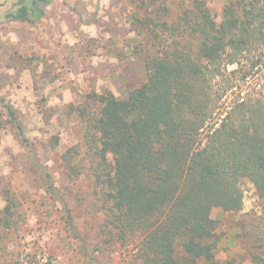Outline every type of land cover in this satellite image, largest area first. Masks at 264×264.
Returning a JSON list of instances; mask_svg holds the SVG:
<instances>
[{"label":"trees","instance_id":"1","mask_svg":"<svg viewBox=\"0 0 264 264\" xmlns=\"http://www.w3.org/2000/svg\"><path fill=\"white\" fill-rule=\"evenodd\" d=\"M53 1L19 0L5 18L35 23ZM135 18L148 37L147 80L125 98L92 92L70 108L84 125L110 240H138L140 264H245L241 256L217 258L212 211L242 210L244 180L264 198V0H228L219 20L205 0L182 7L171 24ZM2 102L55 193L14 109ZM74 150L63 156L71 175ZM17 209L10 199L1 211L0 264ZM251 264H264V255L253 254Z\"/></svg>","mask_w":264,"mask_h":264},{"label":"rangeland","instance_id":"2","mask_svg":"<svg viewBox=\"0 0 264 264\" xmlns=\"http://www.w3.org/2000/svg\"><path fill=\"white\" fill-rule=\"evenodd\" d=\"M17 1L0 0V216L8 200L15 199L19 220L6 240L9 252L3 261L140 264L138 240L126 245L110 240L84 125L70 108L84 105L92 92L125 98L142 85L148 75V37L133 25V17L171 24L192 0H54L35 23L6 20ZM227 1L205 0L218 20ZM2 100L14 109L55 193L34 169ZM54 136L59 137L56 144ZM72 148L73 175L63 157ZM242 189V210L212 211L218 221L216 255L221 261L241 256L251 264L253 254L264 255V198L247 180Z\"/></svg>","mask_w":264,"mask_h":264},{"label":"flooded vegetation","instance_id":"3","mask_svg":"<svg viewBox=\"0 0 264 264\" xmlns=\"http://www.w3.org/2000/svg\"><path fill=\"white\" fill-rule=\"evenodd\" d=\"M19 1V0H18ZM18 1L13 5V9L15 8V5L18 3Z\"/></svg>","mask_w":264,"mask_h":264}]
</instances>
